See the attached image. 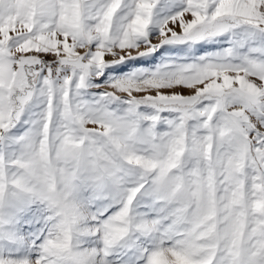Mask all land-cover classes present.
I'll list each match as a JSON object with an SVG mask.
<instances>
[{"label":"snow or ice","instance_id":"6c2138e0","mask_svg":"<svg viewBox=\"0 0 264 264\" xmlns=\"http://www.w3.org/2000/svg\"><path fill=\"white\" fill-rule=\"evenodd\" d=\"M0 264H264V0H0Z\"/></svg>","mask_w":264,"mask_h":264}]
</instances>
